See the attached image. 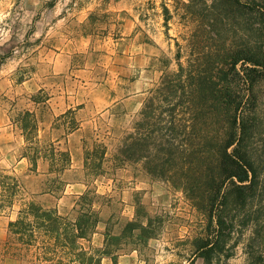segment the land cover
<instances>
[{"label":"rangeland","instance_id":"374dc122","mask_svg":"<svg viewBox=\"0 0 264 264\" xmlns=\"http://www.w3.org/2000/svg\"><path fill=\"white\" fill-rule=\"evenodd\" d=\"M184 2L0 0V170L21 184L12 205L0 209V245L8 221L33 200L71 220L91 206L98 221L80 243L93 250L103 246L106 232L121 236L111 245L118 264H188L193 258L191 239L202 231L203 214L141 162L115 159L148 91L163 71L176 70L178 50L185 63L192 24ZM24 110L34 113L41 143L69 151L65 169L51 171L39 159L31 170L17 124ZM261 111L264 117V104ZM147 217L152 236L122 232L127 222L144 224ZM249 232H235L229 258L217 264H243ZM0 264L37 262L0 249ZM100 264H112L111 257L101 256Z\"/></svg>","mask_w":264,"mask_h":264},{"label":"trees","instance_id":"16d2710c","mask_svg":"<svg viewBox=\"0 0 264 264\" xmlns=\"http://www.w3.org/2000/svg\"><path fill=\"white\" fill-rule=\"evenodd\" d=\"M183 6L192 24L185 63L178 50L176 70L163 71L148 91L115 159L141 162L203 214L188 264L195 257L201 264L229 258L233 234L246 228L243 264H264V0H186ZM17 124L31 170L39 159L57 172L70 164L68 150L40 142L32 111L20 112ZM20 190L17 178L0 170V209ZM97 221L91 206L71 220L30 200L8 221L0 249L28 254L37 264H100L104 255L118 264L111 245L121 236L106 232L103 246L93 250L80 243ZM134 230L139 238L152 236L151 218L127 222L122 232L133 236Z\"/></svg>","mask_w":264,"mask_h":264}]
</instances>
